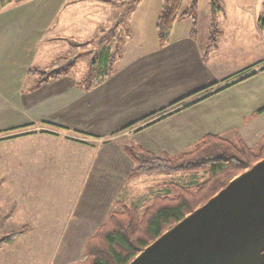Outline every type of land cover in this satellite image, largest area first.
Returning a JSON list of instances; mask_svg holds the SVG:
<instances>
[{
	"label": "rangeland",
	"instance_id": "rangeland-1",
	"mask_svg": "<svg viewBox=\"0 0 264 264\" xmlns=\"http://www.w3.org/2000/svg\"><path fill=\"white\" fill-rule=\"evenodd\" d=\"M220 1L226 11L214 15L212 0H199L197 31L190 19L178 20L165 44L156 28L165 0L2 1L0 26L6 31L0 45L7 52L0 55V239L26 226L30 231L0 246V264L85 260L87 241L99 228V199L111 194L99 193L97 200L93 191L111 179L104 175L124 180L128 163L136 165L126 147L175 155L200 142L203 130L222 133V127L230 131L223 137L240 139L236 119L215 100L209 102L211 121L200 120V112L192 116L194 109L146 120L162 110L173 112L183 106H172L179 100L221 82L218 65L224 58L238 59L241 68L253 59L248 41L230 55L204 58L214 24L220 34L231 27L255 32L257 18L264 16V0H239L243 9L236 0ZM191 2L182 1L180 14ZM238 11L239 22L231 25L225 17ZM106 47L115 60L104 67L98 56ZM34 68L68 71L35 88L41 75L25 73ZM261 79L244 86L257 97L250 107L264 108ZM256 117L242 135L253 150L264 136V113ZM33 126L42 131L28 139L25 131ZM209 177L208 171L143 176L130 182L124 201L143 213L153 197L175 195V186L193 187ZM120 210L118 203L110 212Z\"/></svg>",
	"mask_w": 264,
	"mask_h": 264
},
{
	"label": "trees",
	"instance_id": "trees-1",
	"mask_svg": "<svg viewBox=\"0 0 264 264\" xmlns=\"http://www.w3.org/2000/svg\"><path fill=\"white\" fill-rule=\"evenodd\" d=\"M2 1L0 0V7ZM182 1L165 0L156 26L161 44L168 42L171 30L178 20L190 19L193 23V33L197 31L199 0H192L187 11L180 14ZM211 10L216 15L224 11V5L220 0H212ZM258 26L261 31H264V16L258 19ZM219 36L220 31L214 24L210 29V36L204 50L206 61L210 53L219 48ZM98 57L100 66L105 67L111 60H115V53L113 54L112 50L106 47ZM67 71L68 69L47 72L34 68L27 74L29 76L41 75L35 87L38 88L49 80H59ZM254 75L249 74L218 89V84H212L173 104L172 106L183 105L173 112L167 113V110H162L146 120L158 115H162L159 120H163L244 82ZM187 99L194 100L184 104ZM263 113L264 108L253 116ZM125 151L137 164L130 172L129 180L155 174L203 171H208L210 177L207 181L193 187L175 186V195L156 196L143 213H139L130 205L123 204L122 210L112 213L96 234L87 241L86 259L73 264H129L169 228L207 202L235 177L262 160L264 158V136L256 150H253L243 139L232 142L223 136L208 134L191 149L175 155L157 156L141 147L137 149L126 147ZM9 218L10 216L5 220L7 221ZM29 231L30 228L26 226L22 230L0 239V246L14 241Z\"/></svg>",
	"mask_w": 264,
	"mask_h": 264
},
{
	"label": "water",
	"instance_id": "water-1",
	"mask_svg": "<svg viewBox=\"0 0 264 264\" xmlns=\"http://www.w3.org/2000/svg\"><path fill=\"white\" fill-rule=\"evenodd\" d=\"M129 264H264V158Z\"/></svg>",
	"mask_w": 264,
	"mask_h": 264
},
{
	"label": "crops",
	"instance_id": "crops-1",
	"mask_svg": "<svg viewBox=\"0 0 264 264\" xmlns=\"http://www.w3.org/2000/svg\"><path fill=\"white\" fill-rule=\"evenodd\" d=\"M236 1L237 2L235 3V5L238 8H241V9L245 8V4H243L239 0H236ZM249 7H250V5L248 4L247 8H249ZM224 11H226L225 7H224ZM239 14H240V11H238L236 14H232L231 16L229 15L228 17H225V18H226L227 22H229L232 25L234 23L239 22L238 18L234 19V16H236V15L238 16ZM259 18L260 17H258L257 19H259ZM234 20H236V21H234ZM5 31H6V27L0 26V41H1V43H3L5 41V36L2 34ZM220 36H221V38L219 40V48L210 53L208 61L211 59L213 60V58L216 56H220L222 54V52H226V54L230 55V53H232V52L235 53L240 48L246 47V44H243V41L249 42V47L251 48L250 50L254 53V57L250 62H246L248 66H245L244 68H241V66H239L240 63H239L238 59H236V58H234V59L233 58H230V59L224 58V60L221 62V64L218 65L221 68L222 72H220V75H219L220 76L219 79L221 82H215L214 83V84H218L217 89L224 87V86H227L228 84L233 83L234 81L239 80V79H241V78H243L249 74H255V75L253 77H251L250 79L244 81V82H241V83H239V84H237V85H235V86H233V87H231V88H229V89H227V90H225V91H223V92H221L215 96H212V97L202 101L201 103H199L195 106L188 108L187 110L194 109L196 111H194L192 116H194L200 112L198 115V118L200 120L203 119L205 121H211L210 119H212V111H211V105H210L211 103H209V102H212V100H215L214 104L221 103L219 110L221 112L228 113V116L234 117L236 119V121H237V127H236L237 133L239 132L240 134L239 133L238 134L240 135V139H243L245 141L244 136H242V135H245L246 133H248V131H245V128H248L250 122L256 121L255 118H257V117L253 116V115L256 114L259 110L263 109V108L259 109V108L249 106L252 101L257 99V97L254 94L252 95V90H251V92H249V90L248 91L245 90L248 88L244 87V86L250 81H254V80H260L261 81L262 80L261 78H264V31H261L259 29L258 20H257V31H255V32L244 33L243 31L242 32L238 31L237 28L235 30H233L231 27L228 29V31L221 33ZM56 38H58V36ZM222 38L225 40V45L221 44ZM18 42L19 41L15 42L14 47L17 46ZM221 46H223L224 49H222ZM0 49L4 50L2 53H0V55H4L5 50L7 52V49L3 46V44L0 45ZM29 70H31V69H29ZM28 71L27 72L25 71V73H28ZM26 76L29 78L34 77V76H29L28 74H26ZM213 81H218V78L214 77ZM250 96H252V99H250ZM197 108H199V109H197ZM202 110H204V111H202ZM185 111H183V112H185ZM225 113L223 115H226ZM39 130H41L40 126H38V127L33 126L32 128L26 130L25 132L27 133L28 139H29V137H32V139H33L35 137L40 136V134H38V132H37ZM221 130H222L221 132L223 134L230 132V131H227V130H229V127L225 128V129H223V127H222ZM222 133H219V132L213 133L211 131H206V130L202 131V135L204 134V136H206L208 134L222 136L221 135ZM247 135H249V134H247ZM129 164L130 163H128V168H127L129 170L127 173L124 174V176H126L124 178V180L117 178L113 175H111L110 177H105V175H104L102 179H105V178H111V179L102 180V183L100 186H99V182H98L96 191H95V189L93 191V194H95L97 200L100 197L99 193L106 192V191L111 193L107 196V198H100L99 199V202H102L100 205H102V208H103V209H101L102 211L100 212V214L97 215L99 218L101 217L100 220H98L99 221L98 222L99 228L108 220V219L103 220L107 216V214L114 213V212H110V211L114 207H116L118 205V203H120V206H122L123 204H127V203H125L124 200H127L128 195L130 194L129 184L132 181V180H129V174L137 165L136 164L133 168H131L129 166ZM100 167L102 169H105V171H107L108 169H111V166L106 165V163H101ZM155 187L161 188L162 186L155 185ZM155 197H153V199ZM111 214H109V216Z\"/></svg>",
	"mask_w": 264,
	"mask_h": 264
}]
</instances>
